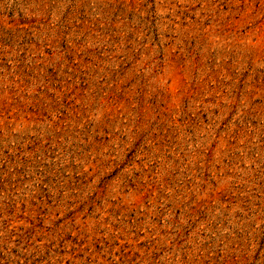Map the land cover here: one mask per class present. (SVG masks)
Masks as SVG:
<instances>
[{"label":"rangeland","instance_id":"374dc122","mask_svg":"<svg viewBox=\"0 0 264 264\" xmlns=\"http://www.w3.org/2000/svg\"><path fill=\"white\" fill-rule=\"evenodd\" d=\"M0 264H264V0H0Z\"/></svg>","mask_w":264,"mask_h":264}]
</instances>
